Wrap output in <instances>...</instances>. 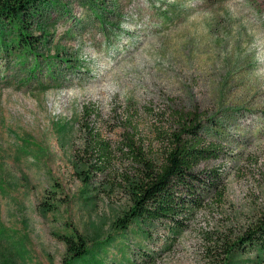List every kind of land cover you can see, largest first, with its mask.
<instances>
[{
  "label": "rangeland",
  "instance_id": "rangeland-1",
  "mask_svg": "<svg viewBox=\"0 0 264 264\" xmlns=\"http://www.w3.org/2000/svg\"><path fill=\"white\" fill-rule=\"evenodd\" d=\"M26 26L40 55L0 43V264H62L64 236L102 264H264L240 241L264 209V0H52ZM183 122L218 147L197 170L219 187L177 236L121 229Z\"/></svg>",
  "mask_w": 264,
  "mask_h": 264
},
{
  "label": "trees",
  "instance_id": "trees-1",
  "mask_svg": "<svg viewBox=\"0 0 264 264\" xmlns=\"http://www.w3.org/2000/svg\"><path fill=\"white\" fill-rule=\"evenodd\" d=\"M51 1L0 0V43L14 47L22 53H34L38 44L24 29L29 21L40 14V9ZM5 35L8 43L3 41ZM199 131L200 126L196 123L183 122L169 134L167 146L159 162L140 161L142 167L137 178L130 183L132 205L129 214L120 219L118 226L121 229L134 221L165 220L173 225V234L177 236L182 227L180 220L188 219L201 207L202 186L205 185L208 190L219 187V173L213 170H197L202 160L219 155L218 147L204 144L198 135ZM90 138L93 152L104 157V161L108 160V143L97 132ZM63 240L69 257L62 264H102L99 259L101 242L96 246L98 249H94L88 247L85 238L80 236H64ZM240 241L243 245L255 246L264 254V209L254 226L244 232Z\"/></svg>",
  "mask_w": 264,
  "mask_h": 264
}]
</instances>
